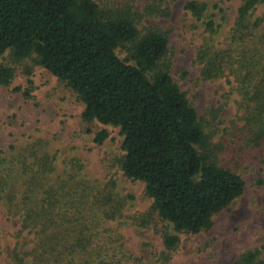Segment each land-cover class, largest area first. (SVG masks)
I'll list each match as a JSON object with an SVG mask.
<instances>
[{
    "label": "trees",
    "instance_id": "1",
    "mask_svg": "<svg viewBox=\"0 0 264 264\" xmlns=\"http://www.w3.org/2000/svg\"><path fill=\"white\" fill-rule=\"evenodd\" d=\"M257 3L264 0H242L237 34L232 35L236 47L205 43L197 59L203 80L226 71L234 77L240 151L254 149L264 159V46L245 40L249 25L244 20ZM184 7L196 19L205 11L195 0ZM146 14L150 10L138 13L127 4L95 0H0V58L8 53L10 62L0 65V85L10 84L13 65L31 59L79 96L84 121L117 127L120 168L128 179L143 183L150 213L171 225L172 232L162 236L169 250L180 233L210 229L213 217L242 194L244 181L219 164L221 149L211 143L195 108L164 65L166 32L136 26ZM205 26L211 40L213 22ZM107 136L100 130L92 141L100 144ZM52 171L51 159L39 158L22 185L23 220L40 237L34 235L37 241L25 254L30 259L19 257L17 264H87L77 257L91 260L92 214L121 217L108 195L82 183L64 181L57 188L41 184L40 178ZM51 228L61 231L50 233ZM230 264L264 263L249 251Z\"/></svg>",
    "mask_w": 264,
    "mask_h": 264
},
{
    "label": "rangeland",
    "instance_id": "2",
    "mask_svg": "<svg viewBox=\"0 0 264 264\" xmlns=\"http://www.w3.org/2000/svg\"><path fill=\"white\" fill-rule=\"evenodd\" d=\"M95 1L127 4L138 13L150 10L136 26H155L166 32L163 63L195 108L211 143L221 149L219 164L232 168L243 179V192L213 217L210 229L180 233L175 247L166 249L162 236L172 232L171 225L150 213L151 199L145 195L143 183L123 175L118 128L84 121L79 96L26 59L13 65L10 84L0 85V264H17L37 241L35 231L23 220L22 185L39 158H50L53 167L48 177L40 178L41 184L57 188L64 181L79 182L94 193L98 190L108 195L120 210L121 217L113 219L92 214V261L78 256L80 263L230 264L249 251L264 263V159L254 149L240 151L243 146L235 134L241 125L240 98L234 77L226 71L218 78L203 80L197 59L205 43L221 49L236 47L238 40L232 35L237 34L242 0H195L205 5L200 19L185 9L189 0ZM208 20L215 27L211 40L205 26ZM244 20L249 25L245 40L264 46V3H257ZM0 65H10L8 53L0 58ZM100 130H106L108 136L97 144L92 138ZM67 175L74 177L70 180ZM48 231L58 235L61 229Z\"/></svg>",
    "mask_w": 264,
    "mask_h": 264
}]
</instances>
